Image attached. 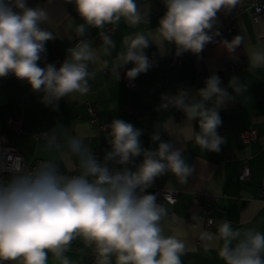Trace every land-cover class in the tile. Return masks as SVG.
Returning a JSON list of instances; mask_svg holds the SVG:
<instances>
[{"label": "clouds", "instance_id": "9594fccd", "mask_svg": "<svg viewBox=\"0 0 264 264\" xmlns=\"http://www.w3.org/2000/svg\"><path fill=\"white\" fill-rule=\"evenodd\" d=\"M64 2L74 6L80 22L64 17L66 39L75 37L76 43L65 49L57 67L47 62V42L60 35L48 9L29 6L27 0H0V78L11 75L27 83L53 112L61 99L89 93L96 77L91 66L101 63L117 81L120 70L131 64L124 73L131 82L153 67L157 55L199 57L206 45L216 42L233 59L243 46L248 71L264 68V49L245 47L241 35L216 41L221 36L218 13H230L241 0H161L165 11L147 29L139 26L150 25V6L145 8L141 0ZM121 23L137 30L122 37L114 59L102 60L116 50L113 32ZM91 29L98 30V47L90 39ZM150 46L156 50L152 55ZM246 90L238 76L223 87L212 74L194 92L181 87L162 93L155 109L161 115L150 133L155 147L143 145L142 129L113 118L92 133H103L110 146L102 158L59 121L32 137L40 157L34 164L0 150V264H76L67 255L76 241L92 250L94 264H183L189 242L166 234L169 209L148 189L168 174L178 185L188 183L196 169L185 156L186 143L202 152H220L226 142L218 133L220 111ZM172 110L182 113L180 123ZM162 133L170 139H162ZM174 191L171 183L165 185L166 193ZM162 198L171 199L168 194ZM191 219L190 228H201L200 216ZM198 235L206 250L209 242L216 243L224 264H264V233L258 230L235 228L225 219L215 233L201 230Z\"/></svg>", "mask_w": 264, "mask_h": 264}, {"label": "crops", "instance_id": "0c3cea01", "mask_svg": "<svg viewBox=\"0 0 264 264\" xmlns=\"http://www.w3.org/2000/svg\"><path fill=\"white\" fill-rule=\"evenodd\" d=\"M256 0H241V3L230 13H218L219 25L229 17L234 23V30L228 35L221 33L218 37L231 40L241 35L244 46L248 48L264 49V12L254 19L253 3ZM146 8L150 6V25H140L142 29L154 28L165 9L161 0H141ZM40 5L48 9L54 22L59 24V37L47 42V62L53 63L55 58L60 63L65 58V49L72 46L73 39H66V29L62 21L64 17H72L79 23L74 6L64 0H30L29 6ZM44 27H47L45 25ZM123 23L113 32V39L117 48L112 57H102V60L114 59L120 50L122 37L136 31ZM90 39L93 46L98 47L102 41L98 30H90ZM156 50L149 47L152 55ZM169 54L157 55L158 65L137 79L138 87L130 89L125 80V71L131 68L129 64L120 70V79L117 81L112 72L103 67V64L92 65L96 77L90 81V91L85 96L65 98L59 101V110L53 112L40 103L39 94L33 93L29 85L18 81L13 76L0 78V123L6 137L14 143L26 161L33 162L39 159L35 152V142L32 137L53 127L57 121L62 123L66 130L79 135L85 144L95 154L102 158L104 152L110 150L103 133L93 136V132H100L103 122H111L113 118H120L132 123L143 130L141 140L145 147H155L151 144L150 133L153 122L161 115L155 111L162 93H175L178 88L191 89L193 92L203 87L204 80L216 74L227 87L232 76H238L247 85V90L237 96L236 102H229L221 109L222 126L218 133L225 137V144L219 153L202 152L191 142L184 145L185 156L188 162L196 169L186 185H178L170 174L158 178L148 192L153 193L155 188H164L171 183L175 190L180 192L177 200L170 204L164 201L169 209V217L165 222L166 234H175L186 238L189 250L181 257L183 264H224L218 257L216 243L209 242L206 250L205 242L199 239V231L216 232V226L205 228L204 218L211 216L219 220H229L235 228H253L264 233V200L259 197L264 188V68L248 71V59L243 46L238 47L230 57L218 43L206 45L199 57L190 53L183 54L179 65H171ZM231 93V89H228ZM88 103H95L93 119L87 110ZM127 105L129 111H122ZM168 113H164L167 115ZM175 122L180 123L182 113L171 111ZM9 118L20 120L19 132L13 131L8 125ZM253 127L258 135L251 141L242 138V131ZM162 139H170L162 133ZM243 165H247L250 176L242 181L238 178ZM63 170L64 165H61ZM202 173L203 179H199ZM219 195L216 203L196 207L192 202L194 193L201 191ZM200 216L201 228H190L194 221L192 216ZM76 264H93L92 250L86 248L79 241L74 242L72 249L67 253Z\"/></svg>", "mask_w": 264, "mask_h": 264}, {"label": "built area", "instance_id": "2783aa9c", "mask_svg": "<svg viewBox=\"0 0 264 264\" xmlns=\"http://www.w3.org/2000/svg\"><path fill=\"white\" fill-rule=\"evenodd\" d=\"M29 3H30V0H27V4L28 5H29ZM253 11H254V16L253 17H254V19H257L258 16L262 12H264V0H256L253 3ZM218 29L224 35H228V34L232 33V31L234 30V23H233L232 18L229 17L227 19L222 20ZM218 40H219V38L217 37L216 41H218ZM73 41H74V43H76V38L75 37H73ZM210 44L213 45V44H216V42H213V43H210ZM168 57H169V62H170L171 65H179L181 63V61H182L183 55L180 56V57H176V56H174L172 54H169ZM53 63L57 67H59L60 64H61L59 59H57V58H55L53 60ZM157 65H158V60H157V57H155L154 66H157ZM125 80H126V83H127L128 87L130 89H134V88L138 87V83H137L136 80L130 82L126 77H125ZM87 110H88V113L90 114L91 118L93 119L94 113H95V103H88L87 104ZM122 111H125V112L129 111L128 106L127 105H123L122 106ZM109 123L110 122L101 123L100 129L103 128V125H107ZM7 125L15 132H19V130H20V120L19 119L9 118L7 120ZM40 134H38V137L40 136ZM241 134H242V138L245 141H251V140H253V139H255L257 137L258 132H257V130L255 128L250 127L248 129H244ZM5 149L10 154H12L14 157H16V156L23 157L21 152L14 145V143L12 141H10L6 137V135L2 131V127H1V123H0V150H5ZM36 160L33 161V162H28V161L27 162L29 164H34L36 162ZM249 176H250L249 167L247 165H243L242 168H241V171H240V173L238 175V178L240 180H242V181H245V180H247L249 178ZM153 194L157 195L158 202L159 201H164V202L172 204V203H174L177 200V198L180 195V192L175 190L172 193H166L164 188H155L154 191H153ZM166 194L170 195L171 199H169V200L163 199L162 197H164ZM219 197H220L219 195H216V194H213V193H210V192L204 190V191H201V192H198V193H194V195L192 197V202H193V204L196 207H201L203 204L204 205H210L212 203H216L218 201ZM259 197L262 200H264V188H262L260 190ZM221 221L222 220L213 218L211 216H206L204 218L205 228H210L211 226H217V224L219 222H221ZM93 264H94V261H93Z\"/></svg>", "mask_w": 264, "mask_h": 264}]
</instances>
